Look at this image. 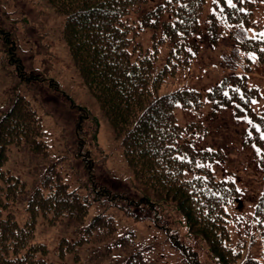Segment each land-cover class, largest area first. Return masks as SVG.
Listing matches in <instances>:
<instances>
[{
  "label": "trees",
  "instance_id": "obj_1",
  "mask_svg": "<svg viewBox=\"0 0 264 264\" xmlns=\"http://www.w3.org/2000/svg\"><path fill=\"white\" fill-rule=\"evenodd\" d=\"M50 2L59 12L67 13L66 41L87 87L124 138L135 179L128 178L124 187H115L110 179L98 178V164L105 156L96 141L97 124H87L90 112L77 106H73L77 114L74 140L66 145L72 160L70 155L53 159L49 166L44 161L54 152L50 151L42 118L27 96L36 99L43 95L39 85L51 92L59 90V85L46 77L54 55L42 30L33 31L34 35L24 40L34 42L36 49L23 50L19 25L0 4V67L13 77L8 101L0 108V264H49L47 246L34 240L40 218L55 226L64 221L76 224L74 240L63 243L62 255L66 257L79 256L87 244L114 241L118 225L107 214L111 209H119L135 221L154 223L188 264H201L199 256L170 230L161 214L162 205L149 197V191L165 203L174 197L191 228L205 236L223 264H258L252 257L241 263L240 250L237 252L229 241L231 219L226 206L235 203L244 191L234 179L215 176L208 165L215 158L214 151L196 149L185 138L187 129L176 119L177 103L199 105V94L186 90L159 94L169 72L179 61L185 68L190 66L209 35H216L212 44L226 40L229 47L215 67L227 75L213 90L212 98L221 107L234 104L237 117L247 114L244 108L257 116V123L252 119L246 142L259 150L264 162V114L253 112L252 101L259 93L248 82L253 55L264 43V30L254 21L255 1L213 0L205 26L201 22L207 0ZM14 8L25 15L20 6ZM145 34L150 36L147 48ZM165 51L164 68L154 75L155 64ZM37 56H42L46 71L35 66ZM22 147L41 156L37 159L41 162L40 177L32 189L33 183L28 187L21 174L6 168L12 150ZM178 195L180 199L175 198ZM254 221L264 246V191ZM135 237L132 232L130 240L119 242L131 247ZM106 247L109 253L112 247ZM130 256L132 264L146 262L139 249Z\"/></svg>",
  "mask_w": 264,
  "mask_h": 264
},
{
  "label": "rangeland",
  "instance_id": "obj_2",
  "mask_svg": "<svg viewBox=\"0 0 264 264\" xmlns=\"http://www.w3.org/2000/svg\"><path fill=\"white\" fill-rule=\"evenodd\" d=\"M30 1L35 2L38 6L32 7L33 5H31L29 8H25L23 10L32 13L35 11V9H41L40 12L42 17H37L36 19L40 20L38 22L45 26L43 33L46 35V41L51 44L52 51L54 52V58L52 61L54 66L49 69L48 74L46 73V77L53 82H59L63 92L66 95V97H64L53 93L52 95H55L56 97H53L54 99L50 100L51 96L47 93L49 89L39 85L40 90L44 91V93H47V96L43 99V103L42 99H40L41 105L43 107L39 109V112L40 114L42 113L41 115L43 117L45 125L44 127L49 132L47 136V142H49L50 145L55 146L53 147V149L55 148L54 154L51 155L49 159L44 161L46 163H50L49 161L57 157L63 158L70 155L69 153L68 155L66 154V145L72 144L74 132L70 128L67 129L66 139L63 135L65 132L62 130V126L70 125L71 121L75 119L71 111H68V104L70 101H72L76 105L90 109L93 117L100 125L98 140L101 147L108 154L106 166L110 170V173L104 175V177L110 179L111 184H113L115 187H120L124 184V180L129 177L126 173H131V175L134 174L125 158L122 138H118L116 136L114 128L109 122L106 114L94 95H92V93L86 87L81 78L80 71L76 67L73 52L70 51L65 38L64 26H66L65 24L67 23V13L63 14L59 12L58 8L56 9L52 4H50L49 0ZM253 1H256L254 6V21L260 24L264 30V0ZM212 2L213 0H207L206 9L201 22L202 26L206 25V14H208L213 9L211 8ZM0 4L5 9H9L7 12L11 15L10 20L17 21L20 31H23L22 28L24 24V15L22 16L21 14H18V11L10 10V6L7 8L8 4H10L9 0H0ZM20 35L23 38L26 37V35L33 36L34 33L32 29H28L24 36L23 32L22 34L20 32ZM215 37V34H212V37L209 35V37L206 38L207 42L215 41ZM219 39L217 38L216 40ZM24 40L25 38L22 40L23 50L31 52V49H36L34 42H27ZM145 40L147 41L146 34ZM203 41H205V38H203ZM227 47H229V44L226 40H220L219 42L215 43L214 47L211 48H207L204 44L200 52V54H203L201 56V60H195L196 65H193L191 69L186 68V70L182 69L183 63L179 61V67L174 69L177 73L174 70L169 72L170 75H173L171 80L180 83L181 85L179 87L185 86L206 92L214 85L218 84V82H220L222 79V76H224L218 68L214 69L212 67L214 64H217L216 62L221 56H223ZM202 49L204 50L202 51ZM43 61L44 60H42V56H37L35 59V66L37 68H41V70H44L42 64ZM165 63L166 62L163 61V65ZM253 67L255 69L256 76L254 79H251V84L255 87H258L262 92V105H264V67L259 70L258 65L254 64ZM158 70L159 69L157 67L155 69V73H157ZM174 75H178L179 79L174 77ZM12 84V76L6 74L5 71L0 69V106L6 105L5 102L8 100V91ZM175 89L176 87H172L168 90L162 89L161 93L172 92ZM49 101L51 102L48 103ZM50 111L53 113L54 111L55 113L58 112L63 120L59 117V115H57L58 119L56 123L54 117L48 116ZM208 111L209 115H205V117L201 119L202 124L204 127H206L210 134L207 142L215 144L216 146H222L224 150L229 151L232 159L231 163L229 164L231 171L235 172V170H238L237 172L239 173V175L236 174L232 176H235L242 184L243 188L248 191V193L243 197L244 208L242 209V214L234 212V210L231 209V206L228 208L230 213L233 214L234 212L235 215L239 214L242 216L240 219L241 222L236 223L235 227H233L231 230L232 238L234 240L233 246L235 248L236 246L239 247L236 250L237 252L240 250L241 255L244 256L243 262L247 261L252 255H254V258L259 260L261 264H264V259L261 258L260 250L258 254L257 252L253 251L251 246L252 244L257 243V234H259L254 226L253 219L255 216L256 206L255 194L259 191L257 189V184L262 178L258 173V169L253 167V164L255 165V163H253V158L255 159L256 155L254 151L255 149L251 150L248 148H242L244 125H238L233 121L231 117L233 116L231 110L222 109L221 112H224V114H220L219 112L215 114L210 112L209 107L204 106V114H207ZM176 115L181 123H183L182 121H188L191 117L188 111L181 106L177 107ZM246 129L247 125L245 131ZM193 136L197 135L193 134ZM70 157L72 160L71 155ZM36 158L37 157L33 156L27 150L16 151L15 149L11 154L9 162L10 166L15 168L17 173L20 172L27 175L25 178L30 184L31 182H35V180L40 177L41 162ZM217 170L223 174L229 172V170H227V166H218ZM69 176L67 178H69L73 184L77 185L78 183L76 182L75 178ZM172 198L174 199V197ZM172 198L169 199L172 200ZM175 198L180 199V196L178 195ZM176 202L178 201L176 200ZM175 208L180 209L177 205H175ZM170 209L171 207H167V210ZM177 209H172L171 215H167L169 223L174 227L177 226L179 228L182 239L185 242H189V244L194 247L203 264H221L218 258H215V256L205 248V245L201 242V240L197 239L195 235H192L191 237L188 225L184 222V213L181 210L178 211ZM114 214L119 219V222L122 226L124 223L128 225V227L123 228V233L121 236L117 237L119 239L121 237H129L131 233L130 231L133 229V225L130 223H133V221L127 218L123 212L117 209L114 210ZM39 222L42 224L37 230L38 239L41 242H46L48 246H50V257L53 258V261L56 264H63L62 261L58 259L55 251L60 249L65 237L72 238L74 236V232L72 230L73 225L71 224V221H64L57 226H50L48 223H44V219L42 218L39 219ZM134 225L139 237H137V242H135L133 246L118 247L116 246V242H114V240L107 243V245L113 247V251H111V253H107L106 244L86 245L81 249L78 262L72 264H132L130 255L136 254L138 249L140 250V253H142L146 258L145 264H187L185 259H183L170 245V243H168V239L166 238L165 234L154 232L150 226H147V224L143 222L134 223ZM150 231L151 234H149ZM206 246L207 248H210L208 244H206Z\"/></svg>",
  "mask_w": 264,
  "mask_h": 264
},
{
  "label": "snow or ice",
  "instance_id": "obj_3",
  "mask_svg": "<svg viewBox=\"0 0 264 264\" xmlns=\"http://www.w3.org/2000/svg\"><path fill=\"white\" fill-rule=\"evenodd\" d=\"M229 2H231V0H229Z\"/></svg>",
  "mask_w": 264,
  "mask_h": 264
}]
</instances>
